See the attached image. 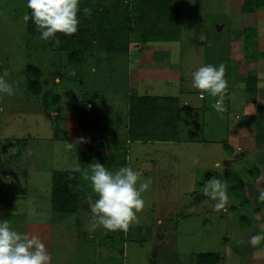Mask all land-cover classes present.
Wrapping results in <instances>:
<instances>
[{"label": "rangeland", "instance_id": "obj_1", "mask_svg": "<svg viewBox=\"0 0 264 264\" xmlns=\"http://www.w3.org/2000/svg\"><path fill=\"white\" fill-rule=\"evenodd\" d=\"M243 1L180 0L181 19L179 16L174 18L178 22L176 31L173 29L179 46V61L174 67L177 76L171 68L162 69L164 64L159 67L154 57V48L163 47L167 40H132L126 49V52L129 50L125 53L127 57L123 53H106L103 48L95 46L90 54L85 55L81 65L72 63L69 52L60 46L59 40L44 42L40 36L27 33V24L22 20L24 13L29 11L27 0H0V76L16 82L14 95H0V211L9 213L14 208L18 228L27 219L47 220L53 172L74 171L80 199L82 194L87 195L79 204V218L83 221L87 220L86 217L91 219L87 198L92 196L95 199L96 194L92 192L85 173H90L94 161L86 149L95 148L97 142L101 148L104 140H119L124 134L131 69L143 68L142 73L134 75L139 77L150 68L154 71L152 79H156L149 83L151 78L132 76L137 81L132 83V95L171 97L179 95L178 90H182L185 99L196 100L191 73L199 65H204L199 63V55H208L212 46L229 44L231 39H237L234 29ZM160 19L164 21L162 17ZM156 26L161 28L162 25ZM248 36L247 31L244 41H240L241 48H246L243 49L245 61H251V57L259 58L254 39L248 40ZM158 60L160 64L164 62V59ZM251 62L257 66V71L263 70L258 68L260 64L256 60ZM27 65L41 72L39 95L31 94L27 88ZM230 78H226L228 88L235 82L231 84ZM182 100L181 97V105ZM207 110L205 119L208 117L211 123L221 120L213 108ZM95 111L105 114L102 115L105 120L100 118L99 124L89 120L90 117L93 119ZM231 111L236 112L231 108L223 113L225 122L228 113L234 115ZM67 116H70L68 120ZM81 119L86 134L90 135L92 130L98 132L93 139L88 137L90 144L76 140L80 136L77 122L81 123ZM88 120L89 126L84 124ZM107 120L115 127L116 137L104 130L102 125L107 126ZM203 136H210L207 125L203 126ZM196 137L193 134V138ZM88 139L85 140L88 142ZM67 143L75 144V149L69 150ZM169 144L127 145L129 157L125 159L126 165L139 170L144 163L152 162V170L141 174L142 177H151L152 184L142 194L145 206L138 213L140 221L131 225L126 233L108 232L101 227L95 230L94 238L99 237L100 241H107L109 237L113 239L115 254L111 253L116 257V264H196L197 255L203 253L218 254L216 264H252V259L264 264V241L256 246L249 243L252 235L264 231V204L257 201L258 195L247 196L243 191L242 185L252 181L244 164L236 163L237 170L231 172H225L221 167L214 169L219 178H226L229 197L227 211H217L214 201L207 197L203 199L202 176L205 167H210L208 160L216 159L223 165V155L217 156L218 149L209 154L188 142ZM114 152L116 157L117 152ZM7 176L16 180L10 178L9 181ZM158 218L160 223L156 222ZM87 225L86 222L82 225L79 234L87 231Z\"/></svg>", "mask_w": 264, "mask_h": 264}, {"label": "crops", "instance_id": "obj_2", "mask_svg": "<svg viewBox=\"0 0 264 264\" xmlns=\"http://www.w3.org/2000/svg\"><path fill=\"white\" fill-rule=\"evenodd\" d=\"M237 15L239 21L234 29V31L237 33L236 36H238L237 39H231L229 44L223 43L212 46L208 55H203V53L199 55V63H211L214 65L224 63L226 65L225 77H231V84L234 81L235 82L232 84L233 86L230 85L228 88V98L225 100V105L227 111H229L231 108L236 111H231L234 115L228 113L226 116L227 120L225 122L223 114H218L214 110L221 117V120L211 123L208 117L205 119L204 113H208L207 108L212 109L211 104L215 98L209 96L207 93L201 97L200 91H196L195 88L192 89L196 92V100L185 99L181 93L182 90H178L179 95L171 97L165 95H145L135 93L134 95L137 97L176 98L177 104H175V106L177 108V113L175 114V120H173L175 125L171 131L172 135L174 136L173 138L158 141L129 142L126 140L125 135L126 128L128 126V99L133 93L130 92V90L133 88V84L137 82L136 79H152L154 72L148 68L145 70L144 75L136 77L134 75H139L144 69L135 67L131 69L132 73L129 78L130 90L128 91L129 94L127 93V117L125 118L126 120L123 125L124 134L119 136L121 137L119 140L108 139L106 141L104 140V142H125L127 145H130L131 143H143L150 145L171 143L169 145H183L188 142L192 145H196L197 148L201 147L204 149V152L209 154L213 152V149H218L219 152L217 156L222 154L224 157V163L221 165L218 160L209 159L208 166L210 167H205L206 171L202 176L203 184L213 177H220V175L218 176V174L214 171L215 168L217 169L221 167L222 169H225V172L227 170L231 172V170H237V167L235 168L237 164H244L243 166L247 169L252 183L246 182L244 185H242V189L245 193H247V196H250V194H252V196L259 195V191L264 189V180L262 181V179H264V10L261 9L252 13H241L239 11ZM247 31L251 36H248L247 39H254L255 48L259 51V58L251 57V61L256 60L260 64V67L258 68H261V70L263 69L262 71H257V66L254 65L253 62L243 60V49L245 51L246 48L243 46L241 48L240 41H244ZM177 41V39L167 40L165 41L167 44H165L163 47H155L153 51L154 57H156V60L159 63L157 65L162 67V64H164L165 66L164 68L162 67V69L171 68V71L175 72L176 74L177 72L175 71L174 67L179 61V46ZM145 48L149 49V47ZM127 52L129 53V50ZM124 55L127 57L128 54L124 53ZM158 59H164V62L160 64ZM170 59H172V61ZM153 62L154 61H151L150 63ZM140 67L143 66L140 65ZM132 76L136 79H133ZM155 81L156 79H152V81L148 80L149 83ZM163 82L165 83V81ZM180 95L184 99L182 100V105ZM102 115L105 114L95 111L93 114L94 117L92 119V123L99 124L100 118H104L105 120V116ZM69 118L70 116H67V120ZM106 122L108 127L105 126L106 124H103L102 126L104 130L106 132L108 130L109 132L107 133L109 134L114 133L115 135L112 134V136L116 137L115 127H113V125H111L108 120ZM77 123L79 124L80 134V136L76 139L77 141H79L81 137L85 139L90 137L93 139L95 132L98 133L97 131L94 132V130H92L91 134L88 135V133L86 134L85 130H82V124L79 121ZM205 125L209 126L210 128V136H203V126ZM220 129L222 131L224 129V132L219 131ZM193 134L197 136L196 139L193 138ZM219 134H223V136H218ZM83 143L90 144L91 141L88 139V142L85 140ZM101 148L103 149V151H101V155L105 154L103 156H115V152L110 147L103 145ZM127 154L128 159V151ZM199 158L201 157L199 156ZM143 163L144 162H142V164ZM147 164L148 163H144V166L140 167L139 169L142 175L145 170L147 172L152 170V162H150L148 165ZM145 166L147 167L145 168ZM210 169L213 170V172H211ZM7 178L9 181L10 178H12V181L16 180L11 176H7ZM223 180L226 182V178H223ZM49 192L48 209H43L47 211V220L27 219L24 220L23 224L19 225L18 228V224L15 222L17 215L13 213L15 212L13 211L14 208H12L9 213L0 211V220L10 219V227L17 229L18 231L23 230L22 232H27L29 235H38L48 250L50 256L49 264H116L117 261L114 255L115 248L113 247V239H111V237H109L107 241H105V239L100 241L98 239L99 237L95 239L93 234H97V231L89 233L88 228L86 232L79 234V229H82V225L85 222L87 225V222L90 223L91 219L86 217L87 220H81L79 218L80 216L78 212H53L51 209V189ZM83 197L87 196L82 194V198ZM205 198L206 196H203V199ZM40 208L42 209V206H40ZM156 222L160 223L161 220L158 218ZM88 226L89 225H87V227ZM105 237L107 236H104V238ZM122 249L124 250V248ZM262 251L264 252V249ZM111 252H114V254ZM262 260L264 261V254ZM251 261L252 264H256L258 262L254 261L253 259ZM257 264L261 263L259 262Z\"/></svg>", "mask_w": 264, "mask_h": 264}, {"label": "trees", "instance_id": "obj_3", "mask_svg": "<svg viewBox=\"0 0 264 264\" xmlns=\"http://www.w3.org/2000/svg\"><path fill=\"white\" fill-rule=\"evenodd\" d=\"M180 6V0H82L81 7L91 8L92 15L83 17L80 14L81 22L75 34L65 36L58 33L60 46L69 52L72 63L81 65L85 55L90 54L95 46L103 48L109 54H124L132 40L148 42L177 39L173 29L176 31L178 22L174 18L179 16L180 20L181 17ZM261 9L264 10V0H244L239 11L252 13ZM161 17L164 21L160 19ZM156 24L162 25L161 28H157ZM27 33L40 36L31 21L27 23ZM40 77L39 70L32 65L26 66L25 78L31 94L39 95ZM163 103L171 105L163 106ZM175 104L176 98L130 96L126 140L146 142L173 138L171 131L177 113ZM90 119L92 122L91 117ZM89 120L84 121V124L88 125ZM80 121L82 124L83 119ZM81 128L85 130L83 125ZM99 145L101 144L97 142L95 148L86 149L91 153L92 161H98L108 168L126 165L128 148L125 142L104 144L117 152L116 157L101 155ZM77 180V173L74 171L53 172L51 188L53 212L75 213L79 210V204L85 197L81 196L80 199ZM218 259L216 253H203L197 255L196 264H216Z\"/></svg>", "mask_w": 264, "mask_h": 264}, {"label": "clouds", "instance_id": "obj_4", "mask_svg": "<svg viewBox=\"0 0 264 264\" xmlns=\"http://www.w3.org/2000/svg\"><path fill=\"white\" fill-rule=\"evenodd\" d=\"M82 0H27V11L22 20L31 21L44 42L58 41V33L71 36L78 31L83 17H90L92 9L81 7ZM226 65L204 64L191 73L192 87L214 97L211 107L218 113L226 111L225 100L228 98V80L225 77ZM16 82L0 76V95L12 96L16 91ZM79 143L85 142L81 137ZM69 150L75 144L67 143ZM90 188L96 194L87 198L91 221L89 233L102 227L108 232H127L133 224H138V213L145 206L143 193L150 189L151 177H142L138 169L132 165H122L115 170L108 169L96 161L91 163L90 173H85ZM202 188L204 196L214 201L217 211H227L228 185L225 180L213 177L207 180ZM264 204V189L256 198ZM264 241V231L252 235L249 243L252 246ZM50 256L46 245L38 235H29L10 227L8 220H0V264H49Z\"/></svg>", "mask_w": 264, "mask_h": 264}]
</instances>
